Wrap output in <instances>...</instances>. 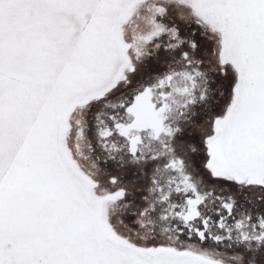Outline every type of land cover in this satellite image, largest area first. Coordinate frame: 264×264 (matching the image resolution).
Instances as JSON below:
<instances>
[{"label":"snow or ice","instance_id":"snow-or-ice-1","mask_svg":"<svg viewBox=\"0 0 264 264\" xmlns=\"http://www.w3.org/2000/svg\"><path fill=\"white\" fill-rule=\"evenodd\" d=\"M0 264H264V0H0Z\"/></svg>","mask_w":264,"mask_h":264}]
</instances>
